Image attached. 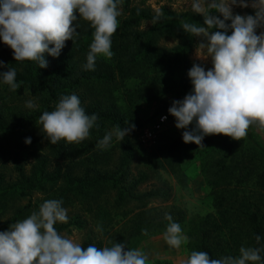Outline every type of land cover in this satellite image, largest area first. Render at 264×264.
<instances>
[{
	"label": "trees",
	"instance_id": "1",
	"mask_svg": "<svg viewBox=\"0 0 264 264\" xmlns=\"http://www.w3.org/2000/svg\"><path fill=\"white\" fill-rule=\"evenodd\" d=\"M119 10L118 30L112 36L114 55L110 59L98 55L94 71L83 68L94 29L89 21L79 19L78 13V21L73 22L79 25L75 44L71 39L66 41L58 58L45 53L47 68H39L36 61H16L13 50L0 40V60L5 62L0 72L15 68L20 85L11 91L7 84L0 83V198L30 196V191L47 179L60 184L59 200L66 194L86 197L107 185L118 188L122 199L129 196L145 201L167 196L160 191L137 194L133 191L135 185L127 186V169L134 155L130 137L122 146L119 169L111 172L106 162L95 166L90 161L87 164L86 158L75 157V146L65 140L51 144L37 124L44 111L54 110L61 96L75 93L89 115H98V127H93L90 135L101 140L109 128L123 127L124 122L133 120L141 104L162 101L175 91H191L188 71L195 62L190 55L198 37L184 32L181 25L188 22L204 26L203 16L191 10L177 12L166 8L155 14L135 0H121ZM130 80L138 81L131 91L127 86ZM28 100L37 107L27 108ZM143 127L144 123L138 120L136 129ZM28 137L31 144L25 143ZM246 137L253 146L251 153L242 152L238 140L231 138L226 157L215 163L212 190L216 211L205 217L193 242L195 251H206L212 258L239 256L241 246H264V239L256 241L257 235L264 238V147L249 129ZM99 140L91 141L92 146L96 147ZM184 143L182 136L172 140L169 164H175L176 154ZM98 152L101 157L96 163L104 161L102 157L106 154L105 150ZM29 160L32 164H28ZM30 208H21L17 215ZM165 213H170L179 224L187 220L186 211L180 208L161 213L157 218L143 211L124 225L126 229L118 237V243H126L127 248L145 236L142 229L150 233L167 226ZM97 215L106 221L110 219L109 211ZM90 244L86 241L83 247ZM261 255L264 257V252Z\"/></svg>",
	"mask_w": 264,
	"mask_h": 264
},
{
	"label": "clouds",
	"instance_id": "2",
	"mask_svg": "<svg viewBox=\"0 0 264 264\" xmlns=\"http://www.w3.org/2000/svg\"><path fill=\"white\" fill-rule=\"evenodd\" d=\"M120 3L121 0H0V40L13 50L16 61H36L39 68H47L45 53L58 58L66 41L71 39L75 44L79 25L73 22L78 21V13L79 19L89 21L94 29L83 65L85 71H94L98 55L108 59L114 55L112 36L118 30ZM233 6H251L256 13L234 14ZM192 10L203 16L204 26L185 22L181 27L201 38L205 56L197 57H210L212 67L205 70L201 63L193 64L188 71L191 91L183 99L174 100L168 112L175 117L176 127L184 129L185 143L205 147L202 142L211 134L242 140L253 123L264 127V31L257 34L258 28H264V0H251V5L248 0H192ZM212 10L220 15H213ZM4 66L0 60V67ZM16 77V69L10 67L0 72V83L16 91L20 87ZM26 107L35 109L37 105L28 100ZM97 120L98 115H89L73 93L61 96L54 110L44 111L37 124L51 144L61 140L71 144L88 138L90 130L98 127ZM134 128V124L129 128L118 126L106 133L97 147L107 149L114 135L122 141ZM31 142V137L25 139L26 144ZM165 219L169 223L164 239L170 247L179 249L188 237L170 213H165ZM68 220L62 200H45L39 211L0 231V264H147L149 256L139 249L125 250L126 243L83 247L54 227ZM142 234L147 235V229H142ZM262 239L256 236L257 243ZM262 252L264 246H241L239 256L212 258L206 251L193 250L183 264H264Z\"/></svg>",
	"mask_w": 264,
	"mask_h": 264
},
{
	"label": "rangeland",
	"instance_id": "3",
	"mask_svg": "<svg viewBox=\"0 0 264 264\" xmlns=\"http://www.w3.org/2000/svg\"><path fill=\"white\" fill-rule=\"evenodd\" d=\"M248 2L251 5V0ZM135 3L150 8L155 14L161 13L163 8L177 12L193 11L192 0H135ZM204 7L206 11H209L207 5ZM212 11L213 15H220L215 10ZM233 13L255 15L256 9L251 6L247 8L233 6ZM209 30L211 31V29ZM260 31H264V28H258L257 34ZM200 40L201 38L198 37L190 59L195 63H201L207 70L212 67L211 58L200 60L197 57L205 56L204 50L200 47ZM137 85L138 81L136 80H130L127 84L130 91ZM188 93V91L182 90L175 91L162 101L141 104L136 117L133 120H128L127 123L124 122L122 127L129 128L134 124L135 128L122 141L114 135L111 146L107 149L93 147L91 141L99 139L91 135L80 143H68L70 146H75V157L82 160L86 158L88 159L87 164L90 161L95 166L97 164L101 166L106 162L109 165V171L116 172L120 167L122 146L130 137L134 155L127 169V186L135 185L133 191L137 194L160 191L166 193L167 196L151 197L145 201L133 200L129 196L122 199L119 189L111 185L86 197L66 194L61 200L63 207L68 210L69 220L67 223L58 222L54 225L59 233L74 239L82 246L86 241H90L97 247H111L118 243V237L126 229L124 225L128 221L132 222L138 213L144 211L150 217L157 218L161 213L169 212L173 208H180L187 213V220L180 225L184 235L188 237V241L183 243L179 249L170 247L166 243L163 235L166 226H160L141 239L127 245L126 250L133 248L143 251L149 256L147 264H183L190 252L194 250L193 242L205 217L216 211L215 195L212 190V182L217 171L215 163L218 159L226 157L231 141V137L224 134H211L205 136L202 142L205 147L199 148V145L194 142L184 143L176 154L175 164L168 163L169 146L172 140L181 137L184 131V129L176 127L175 117L168 112V109L174 100L183 99ZM163 116L168 117L167 124L159 131L154 130L160 117ZM138 120L144 123L145 127L136 129ZM189 127L191 128V126ZM115 129L116 127H111L108 131ZM248 129L256 135L258 142L264 147V127L253 123ZM149 131L153 133V138L148 137ZM238 145L242 152H252L253 146L247 137L238 140ZM98 150H105L106 154L102 157L104 161L96 163L95 160L101 157ZM28 164H32V161L29 160ZM161 164L164 167H160ZM176 169L179 170L177 173L174 172ZM59 185L52 179H47L40 187L31 190L30 196L0 198V231L7 230L11 224L28 217L33 211H39V206L45 200L58 199ZM25 206L31 208L22 215H17ZM89 208H92V211ZM106 211H109L110 216L107 221L100 219L97 215L98 212L105 213ZM61 227L63 228L60 229Z\"/></svg>",
	"mask_w": 264,
	"mask_h": 264
},
{
	"label": "built area",
	"instance_id": "4",
	"mask_svg": "<svg viewBox=\"0 0 264 264\" xmlns=\"http://www.w3.org/2000/svg\"><path fill=\"white\" fill-rule=\"evenodd\" d=\"M163 117H165V116H163ZM167 122H168V117H167V119H162V117H160V120L155 125L154 130L159 131V130L163 129V127L167 124ZM147 135H148L149 138H153L154 137L153 133L150 132V131L147 133Z\"/></svg>",
	"mask_w": 264,
	"mask_h": 264
}]
</instances>
